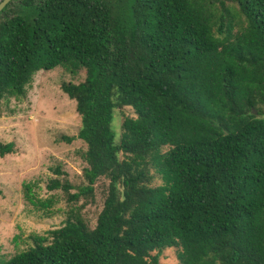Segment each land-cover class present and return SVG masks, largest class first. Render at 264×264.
Segmentation results:
<instances>
[{"label":"trees","instance_id":"16d2710c","mask_svg":"<svg viewBox=\"0 0 264 264\" xmlns=\"http://www.w3.org/2000/svg\"><path fill=\"white\" fill-rule=\"evenodd\" d=\"M56 66L84 71L60 84L81 121L61 138L84 141L87 183L47 187L74 202L103 177V206L93 227L69 207L0 264H159L166 247L179 264H264V0H10L0 99Z\"/></svg>","mask_w":264,"mask_h":264},{"label":"rangeland","instance_id":"374dc122","mask_svg":"<svg viewBox=\"0 0 264 264\" xmlns=\"http://www.w3.org/2000/svg\"><path fill=\"white\" fill-rule=\"evenodd\" d=\"M83 69L71 74L56 66L39 70L22 97L4 96L0 99V141H13L15 150L0 156V261L27 249L33 244V234L61 226L71 206H82L81 212L93 227L103 206L108 180L94 183L93 195L80 196L68 202L61 190L47 187L51 178H67L78 191L87 182L83 176L86 145L79 138L67 142L62 136H75L80 116L75 101L62 91L63 81L79 82ZM125 115L134 116L130 106L115 108L112 128L119 137ZM60 166L66 175L59 176L52 168ZM153 184L161 183L157 177ZM50 204L41 205V201ZM178 249L166 247L159 253V264H179Z\"/></svg>","mask_w":264,"mask_h":264},{"label":"water","instance_id":"95a60500","mask_svg":"<svg viewBox=\"0 0 264 264\" xmlns=\"http://www.w3.org/2000/svg\"><path fill=\"white\" fill-rule=\"evenodd\" d=\"M10 0H0V11L4 8V6L9 2ZM253 112L256 113V110L253 109Z\"/></svg>","mask_w":264,"mask_h":264}]
</instances>
